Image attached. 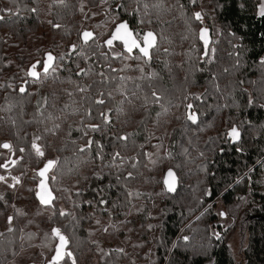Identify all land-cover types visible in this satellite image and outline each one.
Masks as SVG:
<instances>
[{"label": "trees", "instance_id": "obj_1", "mask_svg": "<svg viewBox=\"0 0 264 264\" xmlns=\"http://www.w3.org/2000/svg\"><path fill=\"white\" fill-rule=\"evenodd\" d=\"M260 1L0 0V144L13 146L0 151V164L19 160L0 175L35 185L45 162L59 161L48 173L53 206L37 204L32 212L17 206L13 231L0 235L1 264H49L57 244L53 228L68 237L76 264H93V257L96 264H236L229 244L234 234L241 264H264ZM44 2L49 20L42 27ZM125 21L134 33L157 35L151 60L136 59V49L132 58L121 50L113 58L103 46ZM202 26L211 31L206 57ZM84 30L95 34V43H81ZM73 44L76 52L69 54ZM48 52L64 59L54 73L32 81L26 71ZM81 69L86 74L77 75ZM189 103L195 125L187 120ZM233 127L240 133L235 141L228 136ZM123 135L127 141L118 139ZM37 136L43 157L31 147ZM90 138L95 143L81 152ZM117 152L123 160H113ZM168 169L178 177L175 195L163 188ZM219 203L226 209L242 203L232 224L222 223ZM61 210L69 214L61 217Z\"/></svg>", "mask_w": 264, "mask_h": 264}, {"label": "snow or ice", "instance_id": "obj_2", "mask_svg": "<svg viewBox=\"0 0 264 264\" xmlns=\"http://www.w3.org/2000/svg\"><path fill=\"white\" fill-rule=\"evenodd\" d=\"M59 2L61 4L64 3V0H59ZM108 0H101V3H107ZM191 2L193 4L196 3V0H191ZM154 7H160V3H157L155 5H153ZM118 7H123V5H119ZM144 8L147 9L148 8V4L145 3L144 4ZM83 10V9H81ZM33 11H35V9H33ZM93 15H95V13H93ZM258 15L261 17H264V2H261L259 4L258 7ZM194 19L197 21H202V14L200 12H195L193 14ZM2 18V17H0ZM142 22V21H141ZM53 27H60V25H53ZM199 39L203 42L204 44V49H205V56L208 55V45H209V33H208V29L206 28H201L199 31ZM80 40L83 42L84 45L88 46L89 45V41L92 42H96L97 37L94 36V33L91 31H83L82 33H80ZM116 41H119L123 44L124 46V51H126L129 55L128 58H132V53L133 50L136 49L139 51L140 55L135 57L136 59H144L145 61L151 60V50L153 48H155L157 46V35L153 32V31H147L144 32L142 35L139 32H133L130 28L128 23L125 22H121L116 24L114 30L111 32L110 37L104 41V47H107L109 50L112 49L114 43ZM77 49V45L73 44L69 50V54H71L72 52H76ZM167 51V50H166ZM77 54H81V53H77ZM120 54L119 53H113V58H117L119 57ZM107 54H105V59H107ZM63 60L64 57H56L54 56L51 52H48L45 54V58L42 62V73L45 77H47L48 75H51L52 73H54L56 71V63L57 60ZM261 63H264V60L261 61ZM41 67V61H37L36 63H34L27 71H26V76L30 77L32 79V81H37L41 78V72L37 71L38 68ZM112 71H116L115 68L112 69ZM77 75H83L86 74L84 69H81L79 72L76 73ZM101 75H103V73H101ZM154 75V74H153ZM123 79V78H121ZM28 81H25V84H27ZM20 93L23 94L26 91V88L24 86H21L19 89ZM80 91H86V89L81 88ZM69 95H71V93H69ZM153 95H155V93H153ZM157 99H159V97H157ZM199 99V98H197ZM47 100V98H45V101ZM96 103H104V101L102 99H99L96 101ZM194 105L189 103L187 105V120L191 121L193 124H196L198 121V115L195 111H193ZM102 117H103V122L105 124L110 123V119H109V115L107 113H101ZM57 127H59L57 125ZM92 131H97L99 130V125H89L88 126ZM85 135H87V132H85ZM228 136L231 137L234 141L239 139L240 133L238 132V130L233 127L229 132H228ZM128 136L127 135H123L120 136L118 139L123 140V141H127L128 140ZM40 139L39 136L34 137L33 141H32V150L35 152V154L38 157H43L45 155L44 151H43V147L41 145H39L37 143V141ZM95 142L90 138L87 141V144L84 146H81V148L79 149L81 152H85L89 149H91V147L93 146ZM98 147L102 148V145H97ZM12 145L10 143H3L0 144V148L6 149L9 152L12 151ZM25 149L21 148L20 152H24ZM22 159V157H21ZM123 160L124 158L120 156V153L117 152L113 155V160ZM135 159V158H133ZM19 163V160H8L6 161L4 164H0V168H4V169H8L9 164L15 166L16 164ZM59 163L58 160H48L45 164L44 167L39 169L36 172V176L39 177V181L37 184V191H36V197L39 201V203L44 206V207H52L53 204V200L56 199V197L53 195L52 190L49 187L48 184V173L54 169L57 164ZM132 167L135 168L136 164H132ZM132 177V173H128V176L126 177V179H130ZM6 178L2 175H0V181H4ZM15 180V183H19V178L18 177H14L13 178ZM53 181H55L56 177L53 176L51 178ZM175 182H176V176L174 174V172L170 169L165 178H164V184L167 188V190L169 192L174 191L175 190ZM9 187H14V185H9ZM129 195H133L132 193H129ZM136 195H139L138 193ZM2 198V197H0ZM101 204H105L106 201L101 200L100 201ZM69 213L65 212L64 210H61L59 215L61 217L68 215ZM221 216H224V213H220ZM12 220L13 218L11 216L8 217V223L9 225L12 224ZM97 223H99V221H97ZM105 231H107V228L104 229ZM8 231L11 232L13 231L12 227L10 226L8 228ZM0 235H3L2 233H0ZM51 239L57 240L58 243L55 246V254L52 256L51 260L49 261V264H61L62 261L65 260V257H67L68 259L71 260V264H76V260L73 256V253L71 251H68V244H69V239L67 236H65L61 230L59 228H53L51 231ZM217 238L218 234H217ZM185 239H187V237H185ZM119 251H122L119 250Z\"/></svg>", "mask_w": 264, "mask_h": 264}, {"label": "rangeland", "instance_id": "obj_3", "mask_svg": "<svg viewBox=\"0 0 264 264\" xmlns=\"http://www.w3.org/2000/svg\"><path fill=\"white\" fill-rule=\"evenodd\" d=\"M48 7V2H44L43 4V9L41 12V25L42 27L46 26L48 20H49V15L46 13V9ZM2 189H8L6 187H4L3 185L0 186ZM32 187L27 184H25V182L22 180L19 183H16V186L13 189H10V191L14 194H17V198L20 197V199L22 200V202L25 203V207L29 212H32L34 209L38 208L37 203L32 200ZM24 200V201H23ZM242 208V203L239 204H234L232 206H230L229 208H224L222 206V204H218L217 206V212L218 213H224V217H223V224L225 225H229L232 224L234 220L237 219L240 210ZM229 244L231 246V251L234 257V262L236 264H241L242 262V254L240 251V244L238 241V236L236 234H234L230 239H229ZM92 263L96 264L97 263V259L96 257L92 258ZM205 264H212L210 262L205 263Z\"/></svg>", "mask_w": 264, "mask_h": 264}, {"label": "flooded vegetation", "instance_id": "obj_4", "mask_svg": "<svg viewBox=\"0 0 264 264\" xmlns=\"http://www.w3.org/2000/svg\"><path fill=\"white\" fill-rule=\"evenodd\" d=\"M119 50L124 51V46H123V44L121 42L117 41V42L114 43V45H113V47H112V49L110 51L115 53V52H117ZM37 70L39 72H41L42 63H41V67L38 68ZM42 96H43V94L41 93L40 87H37V94H36L35 98H36V101H37L38 105H41ZM1 150L2 151H7L5 149L0 148V151ZM8 168H9V166H8ZM2 176H4L6 179L4 181H0V186L3 185L4 187H6L8 189H4L5 191L3 193H1V190H0V197H2V198H0V217H1L2 214H4V217H5L4 222L0 221V233H2L3 229L7 230L10 227V225L8 223V217L11 216L13 218V213L15 212L17 206H20V207L23 206L24 208H26L25 207V203L22 202L21 199H19V201L17 200V194H14V193H12L10 191V189H13L16 186L15 180L8 173L7 174H3ZM36 178H37V182H36L35 185L32 184L31 182L28 183V185L31 186L32 189H33L32 190V194H34V196L36 195L37 184H38V181H39V178L37 176H36ZM9 185H14V187H9ZM0 189H1V187H0ZM20 197H18V198H20ZM35 201L37 202V204H39V202L37 201L36 197H35ZM0 264H1V260H0ZM22 264H31V263L24 262Z\"/></svg>", "mask_w": 264, "mask_h": 264}, {"label": "water", "instance_id": "obj_5", "mask_svg": "<svg viewBox=\"0 0 264 264\" xmlns=\"http://www.w3.org/2000/svg\"><path fill=\"white\" fill-rule=\"evenodd\" d=\"M201 28H206L205 26H202ZM200 28V29H201ZM200 29H199V31H200ZM206 29H208V28H206ZM85 31V30H84ZM87 31H91V30H87ZM199 31H198V37H199ZM83 32V31H82ZM81 32V33H82ZM92 32V31H91ZM208 33H209V45H208V48L210 47V45H211V31H210V29H208ZM94 36H95V34H94ZM200 40V39H199ZM81 41V40H80ZM201 41V40H200ZM91 41H89V43H90ZM117 42V41H116ZM202 42V41H201ZM81 43L83 44V42L81 41ZM202 44H203V42H202ZM84 45V44H83ZM204 52H205V49H204V44H203V57H206L205 56V54H204ZM44 58H45V55H44ZM36 63V62H35ZM32 66V65H31ZM30 66V67H31ZM29 67V68H30ZM28 68V69H29ZM38 71V70H37ZM41 72H42V70H41ZM30 78V77H29ZM31 79V78H30ZM22 86H24L25 88H26V84H25V81H24V83L22 84ZM45 94V93H44ZM46 95V94H45ZM191 122V121H190ZM192 123V122H191ZM193 124V123H192ZM193 125H195V124H193ZM3 149V148H2ZM6 150V149H5ZM44 167V166H43ZM42 167V168H43ZM170 169H168V170H166L165 171V173H164V175H163V179H162V184H163V188H164V190H165V192L167 193V194H169V195H175L176 194V191H177V188H178V177H177V175H176V173L174 172V174H175V176H176V182H175V190L174 191H171V192H169L168 190H167V188H166V186H165V184H164V178H165V176H166V174H167V172L169 171ZM39 178V177H38ZM37 191V190H36ZM35 197H36V195H35ZM36 199H37V197H36ZM37 201H38V199H37ZM39 202V201H38ZM40 204V203H39ZM41 205V204H40ZM42 206V205H41ZM57 243H58V241H57Z\"/></svg>", "mask_w": 264, "mask_h": 264}, {"label": "crops", "instance_id": "obj_6", "mask_svg": "<svg viewBox=\"0 0 264 264\" xmlns=\"http://www.w3.org/2000/svg\"><path fill=\"white\" fill-rule=\"evenodd\" d=\"M261 2H264V0H261L260 3H261ZM258 7H259V6H258Z\"/></svg>", "mask_w": 264, "mask_h": 264}]
</instances>
